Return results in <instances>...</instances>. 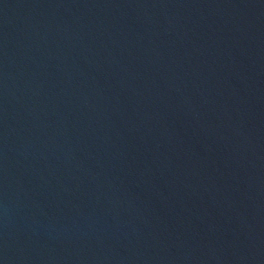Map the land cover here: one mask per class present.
I'll use <instances>...</instances> for the list:
<instances>
[{
    "label": "water",
    "instance_id": "water-1",
    "mask_svg": "<svg viewBox=\"0 0 264 264\" xmlns=\"http://www.w3.org/2000/svg\"><path fill=\"white\" fill-rule=\"evenodd\" d=\"M0 264H264V0H0Z\"/></svg>",
    "mask_w": 264,
    "mask_h": 264
}]
</instances>
